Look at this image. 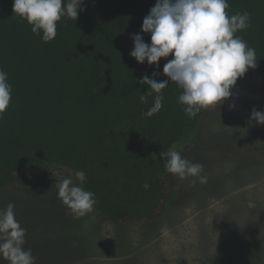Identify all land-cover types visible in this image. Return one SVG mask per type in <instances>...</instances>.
I'll return each mask as SVG.
<instances>
[{
	"label": "trees",
	"instance_id": "trees-1",
	"mask_svg": "<svg viewBox=\"0 0 264 264\" xmlns=\"http://www.w3.org/2000/svg\"><path fill=\"white\" fill-rule=\"evenodd\" d=\"M155 2L84 0L78 18H63L56 37L44 43L13 13V0H0V69L12 86L0 119V191L18 181L39 183V172L56 167L77 182L75 172L82 170L99 222L155 220L169 197L160 154L191 142L205 111L188 118L178 103L180 90L169 83L159 113L145 116L153 100L140 103L148 86L138 81L153 72L157 81L167 80L163 66L172 59L170 54L149 66L130 56L133 35L150 43L140 29ZM228 4L229 15L250 16L251 27L236 35L256 50L257 67L243 77L264 75V0Z\"/></svg>",
	"mask_w": 264,
	"mask_h": 264
},
{
	"label": "rangeland",
	"instance_id": "rangeland-1",
	"mask_svg": "<svg viewBox=\"0 0 264 264\" xmlns=\"http://www.w3.org/2000/svg\"><path fill=\"white\" fill-rule=\"evenodd\" d=\"M231 91L203 112L191 142L171 150L202 164L207 183L168 173V200L151 223H102L94 208L76 218L57 194L65 168L2 189L0 210L15 205L36 264H264V125L250 120L264 110V75Z\"/></svg>",
	"mask_w": 264,
	"mask_h": 264
},
{
	"label": "clouds",
	"instance_id": "clouds-1",
	"mask_svg": "<svg viewBox=\"0 0 264 264\" xmlns=\"http://www.w3.org/2000/svg\"><path fill=\"white\" fill-rule=\"evenodd\" d=\"M84 0H13L12 11L18 19L31 27L42 42L52 41L57 34V24L63 18L75 21ZM228 0H156L143 18L140 32L150 34L145 43L141 34L131 37L133 49L130 56L138 64L158 66V61L171 54L172 59L163 66L167 80L157 81L143 76L138 83L147 85L148 91L140 95L142 104L152 98V106L145 116L150 118L163 107V90L173 83L180 90L178 103L188 118H194L202 110L219 107L232 97L231 89L238 78L249 69L257 67L256 50L249 47L238 31L251 27L247 11L229 15ZM12 86L8 74L0 69V119L3 118L12 99ZM234 107V105H232ZM250 120L264 125V110H252ZM165 159V169L180 180L194 178L193 183H207L202 175L203 165L192 163L177 151L160 154ZM57 184L58 198L76 218L87 216L97 203L95 193L84 189L85 171L75 172ZM148 190L150 185L142 186ZM9 203L0 210V258L8 264H36L31 249H25L26 229L21 227Z\"/></svg>",
	"mask_w": 264,
	"mask_h": 264
}]
</instances>
